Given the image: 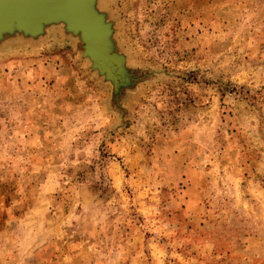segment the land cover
Instances as JSON below:
<instances>
[{
  "label": "rangeland",
  "instance_id": "obj_1",
  "mask_svg": "<svg viewBox=\"0 0 264 264\" xmlns=\"http://www.w3.org/2000/svg\"><path fill=\"white\" fill-rule=\"evenodd\" d=\"M99 1L118 89L0 43V264H264V0Z\"/></svg>",
  "mask_w": 264,
  "mask_h": 264
},
{
  "label": "water",
  "instance_id": "obj_2",
  "mask_svg": "<svg viewBox=\"0 0 264 264\" xmlns=\"http://www.w3.org/2000/svg\"><path fill=\"white\" fill-rule=\"evenodd\" d=\"M50 26L81 41L83 56L118 89L126 77L125 56L113 40V21L99 0H0V43L39 38Z\"/></svg>",
  "mask_w": 264,
  "mask_h": 264
}]
</instances>
